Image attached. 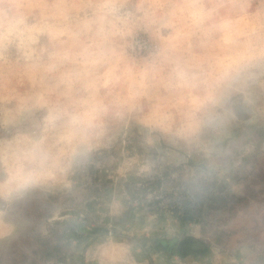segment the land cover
<instances>
[{
	"label": "clouds",
	"instance_id": "9594fccd",
	"mask_svg": "<svg viewBox=\"0 0 264 264\" xmlns=\"http://www.w3.org/2000/svg\"><path fill=\"white\" fill-rule=\"evenodd\" d=\"M262 177L264 0H0V264H264Z\"/></svg>",
	"mask_w": 264,
	"mask_h": 264
},
{
	"label": "rangeland",
	"instance_id": "374dc122",
	"mask_svg": "<svg viewBox=\"0 0 264 264\" xmlns=\"http://www.w3.org/2000/svg\"><path fill=\"white\" fill-rule=\"evenodd\" d=\"M89 178L91 181V187L94 191L99 192L100 190L107 189L112 181L109 179L108 174L101 169H91L89 171ZM244 202V197H219L214 198L208 205L209 211L227 209L230 206ZM170 211L174 212L179 216L181 222H186L190 219L185 214H181L179 209L175 205H171L169 208ZM224 234H220L217 237V242L219 243L223 239ZM165 251L169 258L172 256H179L182 260L188 259L193 262V264H203L204 260L210 256V248L207 244L196 242L193 240H186L182 245H177L173 247H166ZM44 256L49 258L51 253L45 252Z\"/></svg>",
	"mask_w": 264,
	"mask_h": 264
},
{
	"label": "crops",
	"instance_id": "0c3cea01",
	"mask_svg": "<svg viewBox=\"0 0 264 264\" xmlns=\"http://www.w3.org/2000/svg\"><path fill=\"white\" fill-rule=\"evenodd\" d=\"M262 179H264V177H262ZM256 195H257V194H256L255 192H253V191H249V192L247 193L246 197H244V202H246L247 196H251V197L255 198ZM244 202H242V203H244Z\"/></svg>",
	"mask_w": 264,
	"mask_h": 264
}]
</instances>
